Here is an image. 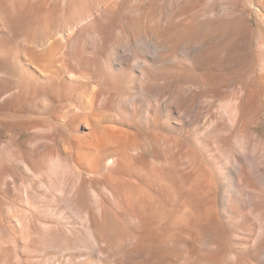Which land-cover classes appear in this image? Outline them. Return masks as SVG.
<instances>
[{
  "label": "rangeland",
  "instance_id": "1",
  "mask_svg": "<svg viewBox=\"0 0 264 264\" xmlns=\"http://www.w3.org/2000/svg\"><path fill=\"white\" fill-rule=\"evenodd\" d=\"M1 17L14 27H0V161L5 146L14 153L38 143L39 130L44 133L42 125L51 122L56 104L67 101L64 91L84 93L85 81L96 82L92 69L104 59L115 61L122 56L133 61L125 70L115 66L110 72L117 82L122 81L125 100L150 83L163 82L166 87L158 105L139 99L135 112L123 107L124 116L138 130L158 134L170 151L169 158L175 151L171 142L193 149V217L189 220L181 213L184 194L176 193L173 204L178 223L169 225L170 233L161 240H148L142 252L127 251L123 258L114 257L106 264H264V0H0ZM8 55L17 64L10 77L1 65ZM138 62L149 65L152 81L140 80ZM55 63L56 70L51 68ZM46 64L53 66L41 68ZM165 70L176 72L182 80L186 74L197 80L190 123L185 117L186 123L177 124L186 89L180 84L174 91L163 80ZM24 79L27 89L20 94ZM51 81L56 85L53 91L59 89L54 92L57 96L46 93L53 86ZM46 101L56 108L46 110ZM148 108L156 117L150 125ZM182 162L174 161L179 177L187 171ZM13 168L8 178L17 173L39 196L32 172ZM0 172V264L99 263V257L87 250L90 243L84 234L64 238L53 248H39L43 242L36 234L46 218L33 213L37 200L6 191L2 167ZM15 213L35 220L30 231L21 232ZM3 224L13 236L5 237L7 243L2 239Z\"/></svg>",
  "mask_w": 264,
  "mask_h": 264
},
{
  "label": "bare ground",
  "instance_id": "2",
  "mask_svg": "<svg viewBox=\"0 0 264 264\" xmlns=\"http://www.w3.org/2000/svg\"><path fill=\"white\" fill-rule=\"evenodd\" d=\"M117 4H119L118 1ZM4 19L3 17L0 18V27H10L11 23ZM13 27H10V29ZM60 37L63 38L62 35ZM41 48H46V45H42ZM26 52L25 54H27ZM110 55L112 56V54ZM104 61L92 69L96 82L94 81V84L89 80L85 81L82 85L86 88L84 93L77 95L73 93L71 95L67 91H64L66 94H63V96L67 101L61 105L55 103L59 105L57 109H55L56 106L54 108V104L51 105L46 101L48 103L45 106L46 110L49 112L52 108L55 110L49 116L51 122L47 125H42L44 133L39 130L42 134L38 135L37 144L28 145L23 147L25 148L23 151L18 150L14 153H9L8 148L5 146L2 149L4 150V158L2 157L0 161V168L2 167L4 171V189L9 192L12 191L13 195L22 196L26 200H37L36 208L31 207L33 213L46 218L41 225L39 224L41 230L36 234L42 240L41 242H43L39 248H42V246L46 248L52 247L62 243L64 238L75 239V237H78V234H84L88 237L87 240H89L90 248L86 244H83V246L85 245L88 251L90 249L99 257L98 264L113 262L112 259L114 257L118 259L123 258V255L127 251L131 253L142 252L146 248L148 240H161L166 237L170 233L168 230L169 225L178 223L176 222L178 220L174 216L177 211L173 204V200L176 199V193L180 192L184 194L183 200L186 204L182 207L181 213L185 212L189 220L193 217V209L195 207L191 203L195 200L193 164L191 159L192 147L185 145L178 146L176 142H171L170 146L175 145V151L171 158H169L170 151L166 149L163 139L158 134H150L138 130L139 126L133 124L123 114V107L125 105L129 110L135 112L136 103L139 99H145L153 102V105H158L161 96L164 94V88H166L164 83H150L151 85L148 88L147 86L141 88L132 99L125 100V97L121 93L124 85L122 81L117 82L110 70L115 66L120 68V70H125L133 61L132 57L122 56L115 61ZM1 63L2 67H5L7 77H10L9 75H12L16 71L17 64L11 60L9 55L3 58ZM43 66L48 68L47 66L53 65L46 64L42 65L41 68ZM136 67H138L141 73L140 80H153H150L147 73L150 67L146 62H138ZM51 68L57 69L56 66ZM43 71L46 73L45 69ZM47 74L52 75L51 72ZM155 75L157 74L155 73ZM161 75H163V80L170 84L174 91L180 88H177L180 84L185 87L186 90L182 89L186 91L184 97L186 100L184 101L185 104H182V107H180V117L177 124L186 123L185 117H187L186 119L189 118L190 123L192 121L190 116L193 111V89L196 86L197 80L195 81V77L191 74H186L182 80L180 75L174 71L165 70ZM50 77L48 79L51 80ZM155 78L159 79L161 77L158 78L157 76ZM52 80L57 81L56 78ZM159 80L162 81V79ZM55 81H53L54 83L51 81L53 89L51 87V90L49 89L46 93L49 94L52 91L54 94V92L59 90L53 91L54 87H56V85L54 86ZM27 83V79L21 81L20 91L18 90L20 94L26 91ZM110 85L115 86L110 88ZM5 86L7 87L6 84ZM6 87H4V90ZM44 93L42 94L44 95ZM176 93H173L174 98L177 97ZM20 94H17V97ZM34 97L38 98L39 96L36 97L35 95ZM47 97L50 96L48 95ZM54 98L52 97V100ZM51 102L54 103V101ZM179 102L178 100L176 104L178 105ZM31 103H33L32 100ZM13 110H16L17 113V109L14 108ZM151 113V109L148 108L149 115L146 116L148 125H150V122L156 121V117L151 116ZM174 161L186 162L187 171L183 176L179 177ZM12 167L19 169L17 171H21L20 169H22L29 172V174L32 172V175L37 180L41 194L39 196L34 195L35 189L32 191L33 186L25 185L23 179L17 173H11L13 175L12 178H8L9 172H13L11 171ZM162 197H167L168 201L163 203ZM13 203L12 201L11 205ZM17 205L15 208H17ZM7 208L10 209V206H7ZM31 208L29 209L31 210ZM21 215L17 216L15 213V216H17L16 221L21 224L19 226L22 228L21 232L25 230L30 231L32 222L35 220L31 221L29 217H24L26 215L23 217ZM5 225L2 227V239L12 236L8 234V229ZM158 227L161 228L159 229ZM12 232L11 234L15 235ZM29 236H31V233ZM8 240L5 242L7 243ZM12 240L14 241L15 239L12 238ZM13 243L15 245L17 242L14 241ZM36 243L39 242L36 241ZM116 244L117 247H114ZM68 245H70V242H68ZM63 246L61 248L64 249L65 246ZM66 247L65 250L69 248Z\"/></svg>",
  "mask_w": 264,
  "mask_h": 264
}]
</instances>
